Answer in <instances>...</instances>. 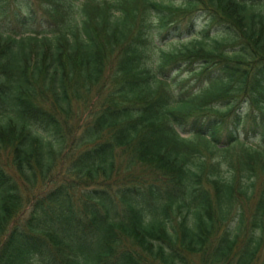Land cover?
Returning <instances> with one entry per match:
<instances>
[{"label": "trees", "instance_id": "16d2710c", "mask_svg": "<svg viewBox=\"0 0 264 264\" xmlns=\"http://www.w3.org/2000/svg\"><path fill=\"white\" fill-rule=\"evenodd\" d=\"M260 253L264 0H0V264Z\"/></svg>", "mask_w": 264, "mask_h": 264}, {"label": "rangeland", "instance_id": "374dc122", "mask_svg": "<svg viewBox=\"0 0 264 264\" xmlns=\"http://www.w3.org/2000/svg\"><path fill=\"white\" fill-rule=\"evenodd\" d=\"M75 3L76 4H79L80 2L79 1H75ZM183 42H185L184 39H172V40H170L168 42L163 43L164 44L163 46L165 48H167L170 45L171 46H178L179 44H181ZM183 136H186V135L183 134ZM250 141H252V139ZM57 167H59V166H57ZM224 168H225V165H224ZM54 172H56V171H54ZM263 257H264V254L263 253H260V257H258V259L254 262V264H260V262H261V260H262Z\"/></svg>", "mask_w": 264, "mask_h": 264}]
</instances>
